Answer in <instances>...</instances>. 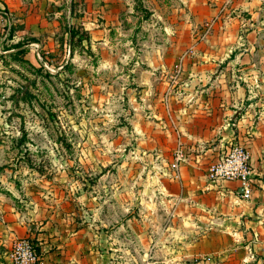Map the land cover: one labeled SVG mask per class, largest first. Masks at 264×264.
Here are the masks:
<instances>
[{
    "label": "rangeland",
    "instance_id": "374dc122",
    "mask_svg": "<svg viewBox=\"0 0 264 264\" xmlns=\"http://www.w3.org/2000/svg\"><path fill=\"white\" fill-rule=\"evenodd\" d=\"M191 3L0 0V219L27 229L12 244L47 263L213 264L178 261L169 187Z\"/></svg>",
    "mask_w": 264,
    "mask_h": 264
},
{
    "label": "crops",
    "instance_id": "0c3cea01",
    "mask_svg": "<svg viewBox=\"0 0 264 264\" xmlns=\"http://www.w3.org/2000/svg\"><path fill=\"white\" fill-rule=\"evenodd\" d=\"M261 3L192 0L190 23L178 25L193 41L178 42L184 75L178 82V136L185 160L169 183L178 189V261L264 264V42L251 39L264 37ZM235 143L251 152L248 199L237 181L208 178L210 164ZM2 219L0 264H11L3 247L27 229L14 213ZM50 256L46 264H76L73 252Z\"/></svg>",
    "mask_w": 264,
    "mask_h": 264
},
{
    "label": "built area",
    "instance_id": "2783aa9c",
    "mask_svg": "<svg viewBox=\"0 0 264 264\" xmlns=\"http://www.w3.org/2000/svg\"><path fill=\"white\" fill-rule=\"evenodd\" d=\"M185 160V152L180 147L175 166ZM208 178L213 183L237 181L243 189L242 196L250 198L253 193L251 177V152L244 145L235 143L208 168ZM11 264H46L38 252L35 243L29 238H21L13 242L10 249Z\"/></svg>",
    "mask_w": 264,
    "mask_h": 264
}]
</instances>
